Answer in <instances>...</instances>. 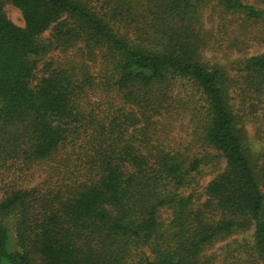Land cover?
<instances>
[{
  "label": "trees",
  "instance_id": "16d2710c",
  "mask_svg": "<svg viewBox=\"0 0 264 264\" xmlns=\"http://www.w3.org/2000/svg\"><path fill=\"white\" fill-rule=\"evenodd\" d=\"M210 6L219 23L207 31ZM225 36L239 52L264 44V0H0V160L38 165L80 140L85 155V180L0 202V264H213L215 243L248 232L243 264H264V151L245 130L260 110L264 135V53L231 78L203 60ZM54 46L77 52L38 79L35 59ZM84 51L100 59L96 76ZM97 92L121 105L94 108ZM185 113L191 140L166 150L159 125Z\"/></svg>",
  "mask_w": 264,
  "mask_h": 264
},
{
  "label": "rangeland",
  "instance_id": "374dc122",
  "mask_svg": "<svg viewBox=\"0 0 264 264\" xmlns=\"http://www.w3.org/2000/svg\"><path fill=\"white\" fill-rule=\"evenodd\" d=\"M4 12L7 18L14 24L18 26L23 25L20 12L9 3L5 4ZM203 22L207 31L214 30L217 27L219 19L215 13L213 14L212 6L208 7V9L204 12ZM47 36L48 33L45 34V37ZM226 37L227 36L224 37V41L221 42L220 46H218L219 48L215 47V51L204 52L203 60L209 65H215L225 69L227 74L233 78L236 74L232 69V64L240 59L264 53V44H254L247 51L239 52L228 48ZM76 52L77 48H70L63 51L54 46L49 53L35 59L37 64V78L39 79L42 76L41 71L44 63L48 61H62L64 57L70 59L74 58ZM80 61H84L86 64L90 65L92 67L91 71L93 75L96 76L95 74L98 73L96 71L100 70L99 57L90 58L85 53ZM36 83L37 81L33 82V84ZM178 88L179 89H176V93L180 97H185L186 92H189L187 87V90H184L181 85H179ZM89 101L91 102V105H94V108H98L99 110L105 112L109 109L111 103H113L115 107L121 105L119 102L117 103L114 95L109 94L105 96V94L99 92L90 94ZM236 104H239V102L236 101ZM261 107L264 108V102L260 104L259 108L261 109ZM259 115L260 110L254 112V114H250V116H248L249 118L245 117L247 119L245 123V130L247 133L248 143L251 148L256 151H264V135L261 134L260 136H257L255 127L257 120H251L252 117H259ZM183 116V118H179L175 122H171L168 126L165 123L159 125L155 139L162 141V147L166 150L181 152L185 148V145L191 140V133L193 129L189 124V116L187 113ZM83 145L84 141L80 140L74 147L70 145L61 147L53 160L51 159L50 161H46L38 165L29 164L22 159L7 161L0 160V202L10 196L13 192L21 190L36 191L38 196L45 195L46 191H50L55 194L64 190V185H72L74 181H69L72 177H75L78 182L85 180V169L84 166L81 165L82 158L85 159ZM194 152H198V149L195 148V146H191L190 154ZM1 158L3 157H0V159ZM77 159L79 161H77ZM214 175L215 174L204 176L199 179L197 191L204 192L205 187L213 179ZM188 192L189 191H187V193ZM250 237L251 232L229 237L223 241L215 243L206 252V255L208 257H213V264H243L244 261L248 259V253L244 244L250 242Z\"/></svg>",
  "mask_w": 264,
  "mask_h": 264
}]
</instances>
